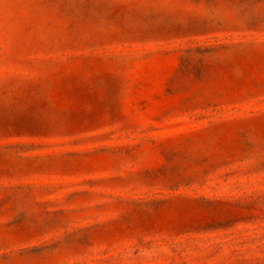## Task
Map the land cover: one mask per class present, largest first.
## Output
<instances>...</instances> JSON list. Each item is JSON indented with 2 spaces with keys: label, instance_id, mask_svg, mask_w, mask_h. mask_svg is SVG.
<instances>
[{
  "label": "rangeland",
  "instance_id": "1",
  "mask_svg": "<svg viewBox=\"0 0 264 264\" xmlns=\"http://www.w3.org/2000/svg\"><path fill=\"white\" fill-rule=\"evenodd\" d=\"M0 264H264V0H0Z\"/></svg>",
  "mask_w": 264,
  "mask_h": 264
}]
</instances>
